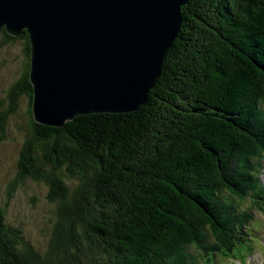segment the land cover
<instances>
[{"label": "trees", "instance_id": "trees-1", "mask_svg": "<svg viewBox=\"0 0 264 264\" xmlns=\"http://www.w3.org/2000/svg\"><path fill=\"white\" fill-rule=\"evenodd\" d=\"M180 12L145 105L60 128L33 120L27 35L0 30V49L19 41L24 59L0 101V147L20 100L13 180L20 192L44 187L54 205L41 253L6 220L9 186L0 264H194L200 252L217 264L255 252L254 215L239 200L264 216V0H190Z\"/></svg>", "mask_w": 264, "mask_h": 264}, {"label": "water", "instance_id": "water-1", "mask_svg": "<svg viewBox=\"0 0 264 264\" xmlns=\"http://www.w3.org/2000/svg\"><path fill=\"white\" fill-rule=\"evenodd\" d=\"M189 1L0 0V30L28 37L34 122L60 128L145 105Z\"/></svg>", "mask_w": 264, "mask_h": 264}, {"label": "rangeland", "instance_id": "rangeland-1", "mask_svg": "<svg viewBox=\"0 0 264 264\" xmlns=\"http://www.w3.org/2000/svg\"><path fill=\"white\" fill-rule=\"evenodd\" d=\"M0 49V101L5 105L7 91L10 86L19 78L23 69V53L21 42H12ZM19 108L16 113L9 118L10 128L8 129L7 143H2L0 147V207L7 201L9 186L18 187L13 180L14 163L17 159V150L21 146L25 124L19 115L23 113L24 104L17 101ZM261 114L264 117V104L261 107ZM261 186L264 188V161L260 162L259 175H257ZM26 188V189H25ZM12 193L11 201L8 203L6 217L11 227L18 228L24 240L41 253L47 249L50 234V217L54 212V205L46 199L47 190L42 186H37L27 181L23 191L18 190ZM25 189V190H24ZM242 207H247L254 215L256 234L252 233L255 239V252L242 256L236 260L222 258L217 264H264V216L257 209L251 207L246 199L239 200ZM239 207V205H238ZM253 227V226H252ZM208 253L197 254L194 264H202ZM212 264H216L213 263Z\"/></svg>", "mask_w": 264, "mask_h": 264}]
</instances>
